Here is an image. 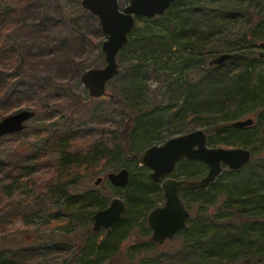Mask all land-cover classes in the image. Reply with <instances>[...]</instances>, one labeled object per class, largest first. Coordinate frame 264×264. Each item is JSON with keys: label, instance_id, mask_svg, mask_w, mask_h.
Instances as JSON below:
<instances>
[{"label": "trees", "instance_id": "trees-1", "mask_svg": "<svg viewBox=\"0 0 264 264\" xmlns=\"http://www.w3.org/2000/svg\"><path fill=\"white\" fill-rule=\"evenodd\" d=\"M28 3L29 0H0V121L14 109L15 97L9 92L17 90L27 81L25 56L17 44L21 35L16 34L22 27L18 28L19 24L15 19ZM168 14L175 17L176 23L170 22L172 25H167L166 30L184 49L180 63L175 67H179L181 72L189 73L186 84L177 79L170 80L173 72L167 65L176 50L158 38L164 29V24L159 25L158 21ZM231 21L237 27L235 33L228 32L214 40V30L219 23ZM140 22L150 24V31L147 35L142 33L134 39H130L129 35L128 43L118 55L121 63L126 56L133 55V62L128 63L119 72V76L115 77V82L121 88L118 94L112 95L126 118V127L120 134L121 141L120 136L117 139L116 135L107 141H94L86 153L82 154L70 149V141L77 134L70 126L63 132H53L52 137L58 142L57 152L60 153V158L53 167L50 166L51 169L54 168L52 171L55 176L48 179L46 193L41 196H65L68 185L78 182L82 174H100L106 170L119 169L123 164L122 156L131 148V130L128 127L135 121V117L143 121L149 118L145 124L148 129L144 136L153 142L169 126L176 128L192 121L195 128H203L208 147L249 148L251 160L242 170H228L226 173L229 182L221 181V173L213 184L201 191L189 192L180 188V200L191 198L194 203V217L191 213L186 228L176 235L179 239L177 247L167 249L150 262L140 264H264V160L250 164L254 161L255 151L264 147V138L259 130L253 138L248 135V130L254 125L243 129L232 126V122L238 121L240 117L251 116L254 110L264 109V76L257 83V89L262 93L258 96L257 89L250 90V64L246 65V61L262 62L254 56V50L264 42V0H177L160 17L151 20L136 17L134 28ZM134 28L130 34L135 31ZM241 39L245 43L244 47H239ZM229 53L232 57L228 62L219 67L206 66L207 58ZM168 71L171 73L167 74ZM158 73L161 74V79ZM154 77L165 83L166 93L174 99V103H168L165 108L155 102L156 96L149 94L147 89L146 80ZM110 83L112 81L108 84ZM180 97L185 98L178 104ZM231 102L237 103L243 110L239 114L228 113L226 106ZM245 103L250 105L241 108ZM175 134L176 132L172 136ZM123 143L126 146L122 147ZM180 165L184 166L185 171L178 173L177 167ZM142 167L145 168L144 165ZM175 170L172 175L177 180L189 181L198 180L207 172L202 161L192 160L179 162ZM34 173L27 166L9 171L8 163L0 161V214L5 213L7 208H11L7 214L12 220L24 214L19 210L25 208L26 204L16 202L15 198L29 196L33 187L41 192L33 180ZM26 182L30 187L27 191ZM119 191L123 194L126 205L124 217L152 210V206H149L151 195L157 194L161 198L163 194L158 184L151 181L146 184L134 182L131 176L128 185ZM106 207L105 200L95 190L82 192L77 197H64L61 205L63 215L71 220L82 209L90 208L94 212ZM40 212L41 209H37L24 215L26 225L38 219ZM126 225L127 220L123 218L107 230L106 238L95 243V251L87 255L84 263L109 264L121 250V246L131 239L129 236L132 228ZM6 227L7 223L0 218V235L6 232ZM40 243L36 249L38 251L71 254L70 246L64 242L53 243L51 246ZM144 245L156 246L149 242H144ZM33 249L34 247L18 251L1 250L0 264H23V259L32 257ZM70 264H74V260Z\"/></svg>", "mask_w": 264, "mask_h": 264}, {"label": "rangeland", "instance_id": "rangeland-1", "mask_svg": "<svg viewBox=\"0 0 264 264\" xmlns=\"http://www.w3.org/2000/svg\"><path fill=\"white\" fill-rule=\"evenodd\" d=\"M130 0H118V6L122 10L128 5ZM81 0H29L27 7L24 8L21 14L16 17V23L22 27L16 34L21 35L20 45L25 56L24 64L28 71L25 76L27 81L15 91L9 92L15 97L14 109L12 114L23 110L32 111L34 117L27 121L25 128L19 134L4 136L0 139V161L8 163V170L13 168L27 166L34 170L35 185L41 189L34 190L31 188L29 196H21L16 199V202L26 204L25 208H20L22 211L20 217L12 220L8 216L11 208H7L5 213L0 214L2 222L7 223L6 232L0 235V251H18V249H26L34 247V254L31 258L23 259V264H70L74 260V264H85L87 255L94 250L95 243L106 238L107 230L101 232H93L92 216L94 212L90 208L82 209V212H77L72 217V220L63 215L64 197L71 198L82 195V192L95 190L98 195L105 200L106 206L112 199L118 197L124 201L123 194L119 189L113 188L105 179L107 173H114L120 169H127L131 179L142 184L150 181L148 178L149 169L142 167L140 161L141 156L150 146L162 145L168 139L178 137V135L187 134L191 131L200 130L203 128H195L194 122L189 121L188 124H182L174 128L169 126L167 131L161 135H157L155 141H150L149 137L144 136L146 131L145 124L149 118L139 120L136 118L128 127L131 130V148L122 156V162L119 169L115 171H103L100 174L84 173L81 179L72 186L68 185V190L65 196L52 197L41 196L46 193L48 179L53 178L54 172L50 166H54L60 158V153L57 152L56 139H53V132H63L68 126L75 134L70 141V149L72 152L85 154L88 147L94 141H107L115 135L120 136L121 141L124 131L125 119L121 114L122 108L116 100L112 99V95L119 93L121 88L115 78L112 79V84H107L106 93L108 96H103L100 99H92L88 95L87 89L81 83V75L90 69L103 68L104 53L101 52L102 42L106 36L102 33L99 27L97 17L92 16L88 11L83 10L80 6ZM136 18V17H135ZM175 17L172 14L164 15L159 19L158 24L163 25V34L158 36L162 42L175 51L171 62L167 65L172 70L170 80H180L186 84L189 77L187 71H179L180 56H183L184 49L177 44L172 38V34L167 32L166 26L172 25L175 22ZM172 22V24L170 23ZM174 22V23H173ZM14 23V24H16ZM15 26V25H14ZM236 25L231 22H220L214 30V40H218L222 35L228 32L235 33ZM150 24L140 22L130 34V39L138 38L137 36L147 35L150 31ZM11 40H9V43ZM245 43L240 40L239 47H244ZM257 46V44H256ZM260 52L259 47L254 50V56ZM119 55V54H118ZM116 57V62L119 66V72L123 71L128 63L133 62V55L125 57L122 63L119 56ZM220 55V54H218ZM212 56L211 58L218 57ZM211 58H207L206 66ZM258 58V57H257ZM249 68V77L252 80L250 90H256L259 78L264 76V60L262 62L253 63L246 61ZM171 72L168 71L167 74ZM119 74V73H118ZM160 79L162 78L161 74ZM119 76V75H118ZM25 80V78H24ZM149 94L156 96V103L161 108H165L168 103H174V99L170 98V94L166 93L165 83L161 80L148 78L146 80ZM256 95L261 96V90H256ZM111 96V97H110ZM180 97L177 103L180 104ZM250 103H245L247 107ZM228 113H236L240 110L239 105L231 102L227 106ZM251 118L254 120V126L247 132L250 137H254L256 133L264 128V109H257L250 115L240 117L239 120ZM176 132L175 136L172 134ZM155 138V137H154ZM70 139V137H68ZM154 140V139H153ZM126 146L123 143L122 147ZM218 147V146H217ZM245 148V147H244ZM249 149V148H247ZM250 150V149H249ZM264 147L260 151H255L254 161L250 164H256L262 157ZM261 154V155H260ZM30 159L27 161L25 158ZM186 168V167H185ZM178 173L184 170V166L177 167ZM49 171V174H48ZM228 169L224 167L221 181L229 182L227 175ZM83 173V172H82ZM48 174V176H47ZM205 175V174H204ZM202 175V176H204ZM102 178L103 181L99 186H95L94 182L97 178ZM171 178L177 179L174 175ZM202 177L198 178L201 179ZM27 183V182H26ZM46 183V185H45ZM162 182L158 183L161 187ZM26 191L30 189L29 183L25 186ZM155 194V193H154ZM189 200L183 201L188 206L192 217L194 213L192 206L194 203ZM163 194L161 198L156 195H151L150 205L154 209L163 205ZM15 202V203H16ZM5 204V202H4ZM13 204V203H12ZM3 206V203L1 204ZM41 209L40 217L32 220L29 225H26L23 217L29 212H34ZM151 211V210H150ZM133 213L125 215L127 220L126 227L132 228L130 238L122 246L115 258L109 264H140L145 261H151L156 255L166 252L167 249L177 247L179 239L176 237L171 242H166L161 246L147 247L144 242H148L150 230L146 225V219L150 212ZM52 216V217H51ZM148 232H146V230ZM42 242L45 245L51 246L53 243H66L70 246V253H45L36 250ZM75 252V254H72ZM78 253V254H77ZM77 254V255H76Z\"/></svg>", "mask_w": 264, "mask_h": 264}, {"label": "water", "instance_id": "water-1", "mask_svg": "<svg viewBox=\"0 0 264 264\" xmlns=\"http://www.w3.org/2000/svg\"><path fill=\"white\" fill-rule=\"evenodd\" d=\"M177 0H130L122 10L118 0H81L80 6L92 16L97 17L100 30L106 36L102 42L101 52L104 53L103 68L90 69L81 75V83L87 89L89 97L100 99L108 96L107 84L119 74L116 57L119 51L128 43V36L136 23L135 17L153 19L162 16ZM261 49L257 57L264 59V42L258 44ZM232 54H220L211 58L207 66L219 67L231 59ZM32 111L21 112L4 117L0 121V139L4 136L19 134L25 128L27 121L34 117ZM254 125L251 118L243 121H233L234 128H250ZM260 134L264 138V128ZM251 152L247 148L208 147L207 136L202 129L170 138L162 145L146 148L140 158L142 164L149 169L148 178L158 184L162 182L163 205L152 209L147 216L146 225L150 230L149 243L157 246L166 241H172L177 234L186 228L191 213L180 200V188L189 192L201 191L216 181L222 173L223 167L229 171L245 168L251 160ZM198 161L207 166V172L198 180H176L170 176L176 171L181 161ZM130 173L120 169L114 173H107L105 179L116 189H124L128 185ZM103 181L97 178L95 186ZM126 205L124 201L115 197L106 208L98 210L92 216L93 232L109 230L124 218Z\"/></svg>", "mask_w": 264, "mask_h": 264}, {"label": "flooded vegetation", "instance_id": "flooded-vegetation-1", "mask_svg": "<svg viewBox=\"0 0 264 264\" xmlns=\"http://www.w3.org/2000/svg\"><path fill=\"white\" fill-rule=\"evenodd\" d=\"M148 148V147H147ZM206 168H207V166H206ZM208 170V169H207ZM174 179V178H173ZM177 180V179H176ZM180 192V191H179ZM164 200V199H163Z\"/></svg>", "mask_w": 264, "mask_h": 264}]
</instances>
